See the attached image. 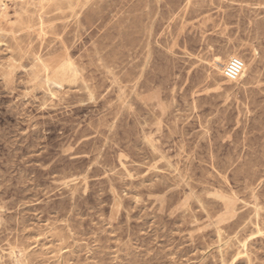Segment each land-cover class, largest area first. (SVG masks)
<instances>
[{
	"label": "rangeland",
	"instance_id": "374dc122",
	"mask_svg": "<svg viewBox=\"0 0 264 264\" xmlns=\"http://www.w3.org/2000/svg\"><path fill=\"white\" fill-rule=\"evenodd\" d=\"M0 264H264V0H0Z\"/></svg>",
	"mask_w": 264,
	"mask_h": 264
},
{
	"label": "built area",
	"instance_id": "2783aa9c",
	"mask_svg": "<svg viewBox=\"0 0 264 264\" xmlns=\"http://www.w3.org/2000/svg\"><path fill=\"white\" fill-rule=\"evenodd\" d=\"M212 68L225 76L228 80L234 81L240 77L244 68V61L237 57H233L228 62L216 60L212 64Z\"/></svg>",
	"mask_w": 264,
	"mask_h": 264
},
{
	"label": "bare ground",
	"instance_id": "6f19581e",
	"mask_svg": "<svg viewBox=\"0 0 264 264\" xmlns=\"http://www.w3.org/2000/svg\"><path fill=\"white\" fill-rule=\"evenodd\" d=\"M51 6H53V5H51ZM6 7V6H5ZM5 7H3V8H5ZM70 66V65H69ZM70 73V72H69Z\"/></svg>",
	"mask_w": 264,
	"mask_h": 264
}]
</instances>
